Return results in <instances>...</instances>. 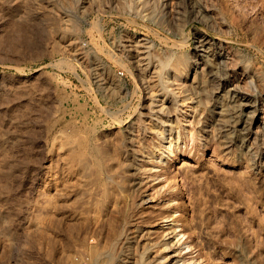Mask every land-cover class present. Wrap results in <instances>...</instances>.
<instances>
[{"label":"rangeland","instance_id":"374dc122","mask_svg":"<svg viewBox=\"0 0 264 264\" xmlns=\"http://www.w3.org/2000/svg\"><path fill=\"white\" fill-rule=\"evenodd\" d=\"M194 1L202 18L194 15L187 0H156L148 10L153 13L151 18L121 12L135 8L137 0H0V264H71L76 255L88 260L83 252L92 246L101 251L98 264L110 263V238L115 224L121 222H117L120 201L131 207L122 221L125 228H150L154 240L162 238L160 218L169 212L163 203L145 199L135 206L147 191L145 185L131 200L123 191L117 192L113 203H105L104 208L96 201L101 199L99 190L92 185L81 187L79 176L73 180L71 190H75L71 193L69 189V197L61 189V180L57 183L59 189L54 190L50 184L53 162L57 168L63 165L59 155L51 156L52 142L67 133L72 140L85 139L90 148L97 145L106 165L116 164V171H120L126 128L140 112L148 111L136 68L149 65V76L160 84L163 63L171 52L177 59L194 61L198 58L197 39L205 36L211 45L215 44L212 46H222L228 55L225 73L229 82L222 90L234 88L238 98L252 101L264 122V0ZM99 7H104L105 15L94 10ZM61 14L70 19L69 24L81 23L86 31L75 37L72 29H63ZM63 35L69 43L79 38V48H83L79 52L86 53L88 70L84 71L71 54H66L63 46L68 43L60 40ZM121 47L126 52L123 59ZM116 57L122 59L120 63ZM127 58L139 60V66L130 64ZM193 78L194 72L183 81L203 102L194 127L202 144H181L157 170L166 180L178 177L180 181L182 195L175 199L184 205L177 202L170 209L175 212L173 219L178 221V229L186 235L185 243L191 245L182 256L194 257L203 264H264V156L253 171L246 162L237 160L235 147L229 152L224 149L219 135L210 131L214 124L211 111L221 89L214 91L217 83L208 78L199 94L193 88ZM168 106L165 116L171 119L172 126L183 130L186 124L178 122L176 112ZM150 117H143L147 125ZM142 127L145 145L150 149L156 136ZM60 129L66 130L64 135ZM259 129L256 125L254 131L263 138L251 140L250 144L264 145V131ZM70 133L76 135L72 138ZM79 140L72 143L77 146ZM126 147L132 151L128 158L145 163L142 154ZM140 175L127 174L123 182L126 192L130 190L129 180ZM75 185L85 192L81 190L80 195ZM164 193L161 199L169 197ZM51 197L59 199L61 207L54 209ZM180 206H185L183 216ZM63 207L81 224L71 239L64 236V221L69 219L57 214ZM58 236L65 237L66 255L55 254L53 243Z\"/></svg>","mask_w":264,"mask_h":264},{"label":"bare ground","instance_id":"6f19581e","mask_svg":"<svg viewBox=\"0 0 264 264\" xmlns=\"http://www.w3.org/2000/svg\"><path fill=\"white\" fill-rule=\"evenodd\" d=\"M235 1L237 0H231V2H235ZM155 2L156 0H137L135 8L130 7L121 12L132 17L134 16L141 18H151L153 17L152 15L153 13L148 12V10L151 7V5ZM187 2L191 4L190 6L194 10L193 12L194 15L202 18L201 14L197 10L198 7L196 6L195 1L187 0ZM94 10H96L102 16L105 15L104 13H106L104 7H99L98 9H94ZM63 15L60 17L61 18L60 25H62L63 29L66 30L67 28L72 29L75 37L79 36L81 32L86 31L83 30L81 23L69 24L70 19L69 18L66 19V17ZM64 38H65L64 35L60 36V40H63L62 41L63 43L64 42L68 43L67 45L63 46L66 49V54L69 55L71 54L74 57L75 62H78L79 67L83 68L84 71L88 70L89 63L87 62L86 53L79 52L83 49V48L82 49L79 48V44H80L78 42L79 38H77L78 40L75 41V43L73 41L69 43V39L65 40ZM137 43H140V41H137ZM197 43H198L197 45L198 58L194 61L187 59L181 60L182 58L177 59L176 53L171 52V56L169 57V59L165 63H163L164 73L161 77L162 80L160 84L157 81H153V78L149 76L148 72L151 69L149 65L148 66L147 64L144 65L146 66V68L143 69H141V67L136 68L138 81L140 82L141 87L144 90L145 96L147 97L146 104L144 105V107H146L148 111L146 112V114L140 112L138 117L133 119V121L132 120L130 121L128 127L126 128L127 130L125 129L126 134L122 146V153H121L122 155L120 158L121 161H120V165L118 166L120 167V171H116L118 170L116 169L117 167H115L116 164L115 166H113L112 163H108L106 165L107 160L105 161L104 157L101 156L102 152H100L98 147H96L97 145H93L95 147L90 148L89 146L90 144H88V141L85 142L86 140L81 138V136L80 138L85 141L79 140V138L76 137L79 140L77 146L72 143L75 142V140L77 139L72 140L68 133L67 136L65 137L63 136V138L60 135V137L62 138V139L59 138L60 140L56 141V138H54V140L52 139L53 142L50 150V153L52 154L51 156L57 157L59 155L58 159L61 158V160L63 161L62 162L63 165L60 168H57V166L53 162L52 167L50 169L51 172L50 177H52L53 179L52 180L53 182L50 184H52L53 187L55 186V188H53L54 190L59 189L57 188L58 187L57 183L59 180H61L63 185V188L61 189L63 191H66L65 195H67L69 189L71 190V186L72 187L74 186L73 180L76 178V176H79L81 177L80 178L81 182L77 181V183L80 182L81 187L92 185L99 190L101 199L96 201L99 202L98 205L102 204L103 207L105 208V203L106 206L113 203L112 198L116 197L117 192L119 193L120 191H123L125 195L128 194L127 196H129L131 200L132 196L138 191V189L143 185H145L147 186V191L144 192L143 196H141L140 198L141 203H136L135 206L139 207L143 202H145V199L149 201L157 200L163 203L164 208L168 209L169 211L168 214H165L163 216L161 215L162 217L160 218L161 222L159 223V230H163L162 238L160 240H154L151 237L152 230L150 228L147 229V228H142L141 226H137L133 229L130 228L128 229L125 228L126 227L125 225L123 226L122 224L123 218L126 219V216L130 211L129 209H131V207L129 204L125 205L124 203L123 205V202L120 201L118 205L119 210L117 212L119 215L118 217L119 220L117 222L119 221L121 222H119V224H115L112 238H110L112 239L111 240L112 251L110 255V260L108 259L110 263L108 264H203L201 260L195 259L194 257L182 256V252L184 250L190 249L191 245L185 243L184 238L186 235L184 232H182V230L178 229L179 228L178 221L176 222L173 219V217L175 216L173 213L175 212H173L172 209H170L175 203L177 204V202L180 201L178 198L179 201L176 202L177 199H175L176 198L175 196L182 195V188L180 186L179 178L172 177L173 179L172 178H171L172 180L168 179L169 180L168 181L166 180V178H162V174H158V172L160 171L158 169L159 168L158 165H164V163H166V161L170 157H172V155L176 151L179 150L181 144L192 143L193 145L196 142L202 144L203 139L200 137V135L198 137L195 135L194 127L197 118L199 116V107L203 105V102L202 99L197 98L195 94L192 93V88L190 86L184 85V81H183V79L188 78V76H190L192 72H194V78L192 82V84L194 85L193 88H197L199 94H202L201 87L207 83L208 78L211 79L213 82L217 83V86L215 87L214 91L218 92V90L221 89V91L218 92L219 95L216 96L214 100L213 109L211 111L212 112L211 117L213 118L214 124L213 126H210L211 127L210 131H213L215 134L217 133L219 135V138L221 139V143L224 149L227 150V152H229L233 147H235L237 150L236 152L238 154L237 160H240L241 162H246L249 168L253 171L256 169V165L258 164V162H260L262 157L264 156V147H263L264 145H258L255 143L250 144L251 140H255L260 137V135L257 134V131L256 132L254 131L256 125L258 126V129L261 128L259 129L261 132L264 131V122H261L259 117V112L258 110H256L255 105L252 103V101H250L247 98L244 99L238 98L237 92L235 91L234 88H230L229 90H224V89L222 90V87H224L225 84L229 82L228 77L225 73L228 55L226 54L224 49L221 48L222 46L221 47L212 46L215 44L211 45V42L205 36H200L197 39ZM125 53L126 52L123 47L119 48V54L121 55L120 57L122 59L123 57H125L124 56ZM137 58H139V54L137 55ZM120 59L116 57V61H118L119 63H120ZM128 60L130 61V64L135 65L137 67L139 66V62H140L139 60H136V62L134 61L132 62L130 59ZM168 104L171 105V107L176 112L178 122L181 120L182 123L186 124V126H183V130H180L179 128L172 126L171 119L165 116L164 113L170 110ZM183 109L184 111L183 113H181ZM144 115L151 116L149 125H147L146 120L143 119ZM153 117L155 118V120L153 119ZM205 121H207V119ZM166 124L169 125L166 126ZM261 124L263 125L261 126ZM67 125L66 127H68ZM142 125H144V128H147V130H150L156 136V143L150 149H148L145 145L144 142L145 136L142 132L143 131ZM64 131L66 130L62 129L60 133L63 132L62 135H64ZM76 132H78V130ZM86 133H88V131ZM74 134L75 133L71 134V136ZM87 135L89 136V134H86V136ZM74 136H72V138ZM85 138H87V140L89 139L88 137ZM125 140L127 144H125L126 143ZM126 145L127 146L129 145L133 149V152L142 154L145 157L144 160L145 163L138 164L135 158L134 159L128 158V154L131 153L132 151L130 152L126 147ZM88 153L90 154V156H87ZM105 155H108L109 157L108 153ZM54 158L55 157H53V159ZM114 161L116 160L114 159ZM58 162L59 160L57 161V163ZM132 169H133V173L130 172V170ZM157 170L159 171L157 172ZM136 173L139 174L141 173V175L139 177H136V179L129 178L130 190L128 191L127 189L128 192H126V189L123 187V182L125 180L127 181L126 178L127 174L130 175L131 177H134ZM56 175H58V177H56ZM156 182H158V184L154 185ZM72 190L71 193H73ZM78 190H79L78 193L80 194L82 192L81 190L84 189L81 188V190L80 189ZM162 192H165L164 194L166 193L169 194V197L166 199H163L162 197L161 199L160 195L163 196ZM96 193L98 192L96 191ZM71 195L75 196L74 194ZM53 196L54 195H52V197ZM67 196L69 197L70 194H68ZM96 196L94 195V197ZM56 197L57 196H54V198ZM51 198L49 199L51 200ZM51 201L52 203L50 204L53 205L54 209L56 208L58 209L59 207H61L60 206L61 204H58L59 199L58 201L56 199H53ZM63 201L64 203L67 202L65 200ZM68 201H70V199ZM78 201L80 200H77L76 202ZM82 201L83 200H81V202ZM96 201L94 200V202L92 203H94L95 205L97 204ZM64 203H62L63 206H65ZM176 204L173 207H175ZM58 205L59 207H57ZM66 205L68 204L66 203ZM98 205H96V207ZM181 205H184V202ZM103 207L98 206V208H103ZM184 207L185 206L179 207L181 208L180 210L181 216H183L184 214ZM54 209L52 211H54ZM66 210L65 208L64 210H59L57 214H59V216H61L63 219H69L67 222L66 220L64 221L65 223H67L65 228V231L66 230L67 231L64 236H67L66 239H71L72 238L71 235L73 234V232L75 230L80 229L78 225L80 224V222L78 221L77 224L75 222V220H77V218H75L76 216L73 215L71 217V214L68 215ZM173 210L176 211V209ZM52 213L54 212H51V214ZM56 216L54 215V218ZM77 217L79 218V216ZM112 222L113 221H111V224ZM127 224L128 222L126 223V225ZM84 225H88V224L85 223ZM54 240H56L53 243L54 248L56 250L55 254L57 255L63 254V252L66 250L65 247L66 245L64 244L65 237L61 238V236H58ZM84 250L86 252L84 251L83 255L89 257V259L86 260L87 264H98L99 256H101L100 253L101 251L99 250V248L92 246L90 247V249L88 248L87 250L85 248ZM83 258H85V256L81 257V259Z\"/></svg>","mask_w":264,"mask_h":264},{"label":"built area","instance_id":"2783aa9c","mask_svg":"<svg viewBox=\"0 0 264 264\" xmlns=\"http://www.w3.org/2000/svg\"><path fill=\"white\" fill-rule=\"evenodd\" d=\"M71 264H87L86 261L82 260L79 256L76 255Z\"/></svg>","mask_w":264,"mask_h":264}]
</instances>
